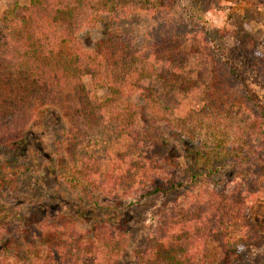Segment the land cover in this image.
<instances>
[{
    "label": "trees",
    "instance_id": "obj_1",
    "mask_svg": "<svg viewBox=\"0 0 264 264\" xmlns=\"http://www.w3.org/2000/svg\"><path fill=\"white\" fill-rule=\"evenodd\" d=\"M92 1L29 0L27 6L13 4L0 15V264H8L7 258L14 259L15 264H121L126 258L129 264H210L206 243L211 240L218 245L219 264H246L242 247L264 245V234L257 232L248 216L246 198L241 197L247 193L249 202L255 194L245 190L243 181L232 169L248 163L262 166L250 136L262 134L264 109L255 91L224 58L230 56L223 43L226 32L217 31L210 37L191 30L186 20L174 12L178 0H158L153 3V10L145 13L154 19L158 31L153 29L149 35L152 42L139 54L143 48L136 49L121 27L133 19L134 7L141 0H98L99 9ZM90 23L97 29L96 34L93 32L96 42L86 50L79 31ZM115 25L118 29H114ZM177 38L183 42L203 39L202 50L211 58L214 69L223 75L227 85L237 88L238 101L253 113L244 134L249 148L242 156L226 147L209 150L201 156L205 167L196 168L183 144L185 139L168 138L160 124L161 120L164 124L168 121L162 117L159 120L154 114L149 117L151 96L139 92L184 93L196 89V85L189 86L178 79L183 56L165 54L169 49L164 47ZM152 57L156 65L149 63ZM258 61L264 65L262 59ZM84 75L104 82L110 98L98 103L90 97L81 79ZM110 77L117 80L110 81ZM119 97H125L134 110L126 116V129L113 132L112 141L122 147L121 139L125 136L133 147H144L149 152L143 167L138 168L142 179L138 188H134L127 169L130 155L117 153L110 158L111 169L105 179V196L109 198L99 200L97 173L83 161L77 132L73 133L71 124L70 129L62 126L55 132L58 179L69 188L80 190L81 204L106 211L104 219L95 220L90 228L94 234L89 239L77 228V210L61 212L60 205L69 204L59 196L55 199L57 210L53 212L48 207L37 223V212L33 210L38 199L31 202L34 205L29 208V217L2 202L12 197L20 200L35 192L37 178L31 172L34 160L28 153L32 135L27 131L26 116L39 120L48 113L60 120L61 115L53 109L58 105L71 122L93 128L108 118L107 107ZM140 124L150 129V134L143 138L138 133L128 135V129ZM82 128L76 127L77 131ZM263 149L258 146L259 151ZM93 159L97 162L100 158ZM182 173L186 175L185 181L178 177ZM179 190L185 195L183 205L176 201L161 205L152 216V229L144 243L129 248L132 227L126 210L141 199L156 197L162 201ZM223 200L230 208L223 207ZM10 225L18 229L9 230ZM234 225L238 236L231 230ZM20 228L25 233L23 239L17 237ZM24 240L26 245L22 248Z\"/></svg>",
    "mask_w": 264,
    "mask_h": 264
},
{
    "label": "rangeland",
    "instance_id": "obj_2",
    "mask_svg": "<svg viewBox=\"0 0 264 264\" xmlns=\"http://www.w3.org/2000/svg\"><path fill=\"white\" fill-rule=\"evenodd\" d=\"M156 1L158 0L138 1L134 7V9L136 8L135 16L121 27V30L129 35L136 49L143 48L139 54H142L144 49H148V43L152 42L149 41V35L154 32L153 29L158 31L154 19L145 14L147 11L153 10V3ZM92 2L94 7L99 9L98 0ZM28 3L29 0H0V15L3 10L13 4L27 6ZM175 7L174 12L186 20L185 23L191 30L201 34H209L210 37L217 31L226 32L223 43L229 49L230 56L224 58L234 66L236 74L240 75L246 84L255 91L254 93L264 109V65L258 61V59H262L264 63V0H178ZM114 29H118L117 25L114 26ZM95 30L97 29L93 27V23H90L79 31L82 45L86 46H84L86 50H90L87 47L93 46L96 42ZM161 35L163 36L164 32H161ZM203 45L204 41L201 38L189 42H183L177 38L176 40L172 39L164 47L169 49L165 51V54L173 52L176 56H183L182 70L178 79L181 82H187L189 86L196 85V89L184 93L139 92L151 96L153 104L151 103L152 107L149 106L148 109L149 117L154 114L158 119L162 117L168 121L167 124H164L165 122L162 120L160 121L166 136L170 139L180 136L181 139H185L183 144L187 146L189 157L194 160L196 168L205 167L201 156L209 150L216 149L219 151L221 147H226L230 152L236 150L235 153H240L242 156L241 154H244L245 150L249 148L245 145V142L248 141L244 135L247 131L246 123L253 119V113L238 101L239 92H236L237 88L227 85L221 78L223 75L214 69L211 58L208 54L206 56L202 50ZM165 56L167 57V55ZM149 63L156 65L153 57ZM81 79L89 91L90 97L98 103L110 98V92L101 80L94 81L90 75H84ZM112 80H117V78L110 77V81ZM124 98L119 97L117 102L109 104L107 107L108 118L105 116L107 119L93 128L76 123V121L71 122L64 116L65 111L60 110L58 105H54L53 109H56V112L61 115L60 120L55 118L53 114L48 115V113L41 116L39 120L33 116L31 118L26 116L27 131L30 130L32 135V139L28 143L30 145L28 153L30 159L34 160L31 172L37 178L34 187L35 192L31 194L33 197L31 195L21 197L20 200L13 197L5 198L2 202L8 205L11 210L14 209V212L20 210L18 212L22 216L27 215L29 217L31 215L29 208H33L31 202L38 199V206L33 210L37 212L35 221L33 217H30L34 223H37L38 218H44V211L48 207L53 212L57 210L58 202L56 203L55 199L59 196L62 198L61 200L69 204L67 206L60 205L61 212L77 210L75 216H80L79 219L75 220L77 228L85 235L84 238L89 239L94 234L90 228L94 225L95 220L104 219L103 216L106 211H101L99 207L81 204L79 200L80 190L71 189L62 179H58L60 168L58 169L54 162L57 154V147L53 145L55 132H58L62 126L70 129V124L73 126V133L77 132L81 139L80 143H82L83 161H87L88 166L97 173L96 179L100 189L96 195L99 200L109 198L105 196V179L111 169L110 158L117 153L125 152L126 155L127 153L130 155L127 158V169L130 171L129 177L134 183V188H138L137 183L142 180L138 168H142L144 162L149 158L148 149L133 147V142L128 141L130 139L125 136L121 139L122 147L112 141L113 132H122L126 129L124 127L127 123L126 116L134 110ZM117 116L118 118H116ZM109 121L110 123H108ZM35 122L39 124L35 125ZM81 126L83 127L82 130L77 131L76 127L80 128ZM128 130L130 136L138 133L139 137L143 138L150 134V129L142 128L141 124L140 126L133 125ZM250 137V142L254 145L253 149L258 156L260 155L262 166L248 163L239 165L232 171L243 181L245 190L255 194V197L249 202L247 201V193H242L241 197L246 198L245 204L249 206L248 216L256 226L257 232L264 234V149L258 150L259 145L264 147V127L262 134L254 133ZM109 148L112 150L108 151ZM64 154L68 156L69 152L65 151ZM97 157L100 159H97V162L93 161V158ZM178 177L180 180H186V175L183 173ZM127 183L129 184L130 181ZM29 184L32 185L33 181ZM168 199L172 201H168ZM184 200L185 195H182L181 190H179V192L171 194L162 201L152 197L141 199L133 207L130 206L131 208L126 210L132 227L129 248H137L144 243L147 234L152 229V216L161 205L173 201L182 203ZM222 205L226 209L230 208L226 200L222 201ZM35 225L39 226L38 224ZM234 226L235 228L231 227V230L235 236H238L237 227L240 230L241 226L240 224H237V227ZM23 227L25 226L23 225ZM7 228L12 231L18 229L13 225ZM19 230L20 233L17 237L22 236L23 239L25 233L22 228ZM6 232L5 230V235ZM88 232L90 234H87ZM25 245L24 240L22 248H25ZM206 248L209 263L219 264L220 256L217 243L212 240L208 241ZM242 248H245L243 255L247 258L246 264H264V245H247ZM13 260L7 258L6 263L15 264ZM121 264H129V259H124Z\"/></svg>",
    "mask_w": 264,
    "mask_h": 264
}]
</instances>
